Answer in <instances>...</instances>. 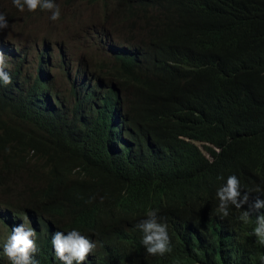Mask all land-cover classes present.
<instances>
[{"label":"trees","instance_id":"16d2710c","mask_svg":"<svg viewBox=\"0 0 264 264\" xmlns=\"http://www.w3.org/2000/svg\"><path fill=\"white\" fill-rule=\"evenodd\" d=\"M86 1L104 13L111 61L79 68L88 84L71 86V108L50 84L48 47L36 70L0 82V220L31 221L38 264H62L53 230L74 228L97 243L88 264H260L264 209L247 223V204L215 209L229 175L242 194L264 190V0ZM19 173L34 187L12 183ZM153 209L171 231L162 258L144 257L136 228Z\"/></svg>","mask_w":264,"mask_h":264},{"label":"clouds","instance_id":"9594fccd","mask_svg":"<svg viewBox=\"0 0 264 264\" xmlns=\"http://www.w3.org/2000/svg\"><path fill=\"white\" fill-rule=\"evenodd\" d=\"M79 1L77 0L76 3ZM12 3L21 12L26 9L27 24L33 22L31 21L32 17H39L41 19L45 14L51 20L56 21L60 18L63 9L76 5L71 0H12ZM11 22L12 18L10 16H6L0 12V31L8 29L5 32H0V82L3 83V87L12 86L15 83L19 70L21 72L23 68L27 71L30 69L36 70L37 67L34 65V61L44 51L45 47H48L50 50L48 54L45 53L43 55L44 60L49 61V66H45L46 69L56 67L59 63L62 67L63 65L67 67L65 61H61L64 55L55 54L57 49L52 43L37 42L28 49H22L16 44L7 42L2 35L11 30L9 28ZM102 28H109V26L103 23L101 19L100 25L92 31L94 39L95 37H98L99 40L102 39V35H96ZM120 37V35H116L114 41L120 43ZM100 43V41H96L101 50ZM102 53L106 57L102 58L92 55L89 59L86 58L84 64L80 61L75 70L67 67L65 69L67 85L73 86L79 84L84 77L85 83L88 84V77L81 72L78 74L79 68L86 70V72H93V69H99L101 62H110L109 53L104 51ZM29 61H32V63L28 64ZM31 73H34V71L32 70ZM220 179L224 178L221 177ZM253 192L264 195V190L260 188L244 191L242 194L239 178L236 175H229L216 191V215L219 218L227 217L232 208L242 209L247 204L249 206L248 210L242 211V214L240 213L241 221L247 223L252 211L264 209V199H260L259 196L250 203V194ZM33 220L36 221L35 219ZM11 223L12 225L9 224L8 228L7 223L1 221L2 229L5 231L8 241L6 242L3 239L0 242V257L6 264H38V261L33 258L34 254L38 251L36 244L37 232L30 226L31 221L25 217L23 221L18 222L14 220ZM136 228L140 232V246L145 258H162L170 254L172 251L170 227L157 210H149L145 214L144 219L136 224ZM53 233L51 240L53 247L52 256L56 262H61L62 264H73V262L75 264H88L95 256L97 243L90 235H86L75 228L68 231L67 235L56 229L53 230ZM252 235L256 237L259 244L264 245V214L256 216ZM260 259V264H264V250L260 254Z\"/></svg>","mask_w":264,"mask_h":264},{"label":"rangeland","instance_id":"374dc122","mask_svg":"<svg viewBox=\"0 0 264 264\" xmlns=\"http://www.w3.org/2000/svg\"><path fill=\"white\" fill-rule=\"evenodd\" d=\"M0 12L12 18V22L9 25L11 30L2 35V37L6 39L7 42L16 44L22 49H28L37 42L52 43L57 49L55 54H63L64 56L63 59L61 58V61H65L68 68L72 70H75L76 66L80 64V61L84 64L86 58L89 59L92 55L102 58L106 57L96 44V41H99L98 37L94 39L92 35V31L100 25V20L104 18V13L101 11L98 3L92 4L86 0H80L73 7L63 9L60 18L56 21L51 20L49 16L45 14L41 19L39 17H32L31 21L33 22H30V24H27L25 16L26 9L23 12L19 11L13 5L12 0H0ZM7 30L8 29H5L0 32H5ZM127 35V29L125 28V33L120 37L119 42H123ZM17 55L19 56V54ZM31 63L32 61H29L28 64ZM65 69H67V67L64 65L62 67L60 63L57 64L56 67H52L50 69L52 75L49 81L51 86H55L62 93V96L69 100L67 104V108L69 109L72 103V88L67 85L65 80ZM104 79H106V77H104ZM198 146L201 148L200 144H198ZM27 180L25 173H19L13 178L12 183L15 181V184H18L22 189L25 185L27 189L34 187L32 181L26 183ZM1 194L0 191V195ZM1 198L2 197H0V206L1 203H5V199L1 200ZM15 204L16 200H13L12 205ZM18 204L19 209L27 213V209H24L25 197L23 195H21ZM0 208L1 211L2 207ZM3 239L6 242L8 241L0 221V242Z\"/></svg>","mask_w":264,"mask_h":264},{"label":"bare ground","instance_id":"6f19581e","mask_svg":"<svg viewBox=\"0 0 264 264\" xmlns=\"http://www.w3.org/2000/svg\"><path fill=\"white\" fill-rule=\"evenodd\" d=\"M136 1V0H135ZM145 1V0H144ZM145 4V3H144ZM148 4V3H147ZM144 6V5H143ZM146 6V5H145ZM47 16V15H46ZM33 19H36V18H33ZM14 29V28H13ZM89 45V44H88ZM63 48V47H62ZM64 51V50H63ZM66 53V52H65ZM45 54V53H44ZM59 54V53H58ZM63 59V58H62ZM65 60V59H64ZM68 67V66H67ZM51 69V68H50ZM82 69V68H81ZM54 77V76H53ZM96 82V81H95ZM60 84V83H59ZM58 85V84H57ZM127 105V104H126ZM120 112V111H119ZM78 173V172H77ZM77 175V174H76ZM74 177V176H73ZM6 197V196H5ZM4 198V197H3ZM1 207V206H0ZM1 209V208H0ZM228 225L226 224V227H227ZM223 229V228H222ZM226 229V228H225ZM228 229H229V227H228ZM2 231V230H1ZM226 231V230H225ZM229 231V230H228ZM227 231V233H229ZM229 234H231V233H229ZM122 235V234H121ZM226 235H228V234H226ZM223 236V235H222ZM225 236V235H224ZM6 237V236H5ZM119 237V236H118ZM229 238V237H228ZM229 239H231V237L229 238ZM227 241V238L226 239H224V241ZM229 242V241H228ZM133 243H135L134 241H133ZM224 243H226V242H224ZM229 244V243H228ZM231 244V243H230ZM229 247V246H228ZM231 247V246H230ZM225 249H226V247H225ZM230 249V248H229ZM232 249V248H231ZM231 249L230 250H228V251H230L231 252ZM233 249H234V247H233ZM224 250V249H223ZM236 250V249H235ZM226 252V251H225ZM228 254V253H227ZM233 254V253H232ZM236 254V253H235ZM229 255V254H228ZM227 258V257H226ZM230 258V257H229ZM228 258V259H229ZM230 260V259H229ZM75 264V263H74ZM242 264H244V263H242ZM247 264V263H246Z\"/></svg>","mask_w":264,"mask_h":264}]
</instances>
